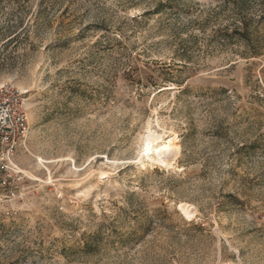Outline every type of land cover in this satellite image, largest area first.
Returning <instances> with one entry per match:
<instances>
[{"label": "rangeland", "instance_id": "374dc122", "mask_svg": "<svg viewBox=\"0 0 264 264\" xmlns=\"http://www.w3.org/2000/svg\"><path fill=\"white\" fill-rule=\"evenodd\" d=\"M230 1L0 0L30 126L0 264H264V55L220 39Z\"/></svg>", "mask_w": 264, "mask_h": 264}, {"label": "built area", "instance_id": "2783aa9c", "mask_svg": "<svg viewBox=\"0 0 264 264\" xmlns=\"http://www.w3.org/2000/svg\"><path fill=\"white\" fill-rule=\"evenodd\" d=\"M30 132L27 100L23 92L9 84H0V170L15 174L12 159ZM3 186L9 184L2 180Z\"/></svg>", "mask_w": 264, "mask_h": 264}, {"label": "trees", "instance_id": "16d2710c", "mask_svg": "<svg viewBox=\"0 0 264 264\" xmlns=\"http://www.w3.org/2000/svg\"><path fill=\"white\" fill-rule=\"evenodd\" d=\"M227 5L234 17L219 29L220 39L242 42L250 58L264 55V0H231Z\"/></svg>", "mask_w": 264, "mask_h": 264}, {"label": "bare ground", "instance_id": "6f19581e", "mask_svg": "<svg viewBox=\"0 0 264 264\" xmlns=\"http://www.w3.org/2000/svg\"><path fill=\"white\" fill-rule=\"evenodd\" d=\"M172 148H173V144L171 140H168L166 143L162 145H158L156 147H154L151 142H145L146 153H149L152 149H154L159 154V152L164 149H172Z\"/></svg>", "mask_w": 264, "mask_h": 264}]
</instances>
